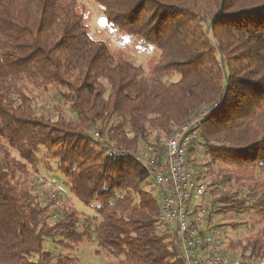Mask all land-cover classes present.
Here are the masks:
<instances>
[{"label":"trees","instance_id":"trees-1","mask_svg":"<svg viewBox=\"0 0 264 264\" xmlns=\"http://www.w3.org/2000/svg\"><path fill=\"white\" fill-rule=\"evenodd\" d=\"M85 1L158 59L92 37L83 0H0V264H80L85 242L115 264H185L139 156L204 109L187 162L223 249L264 261V0ZM51 162L92 215L42 198L32 174ZM243 224L261 230L232 240Z\"/></svg>","mask_w":264,"mask_h":264},{"label":"built area","instance_id":"built-area-1","mask_svg":"<svg viewBox=\"0 0 264 264\" xmlns=\"http://www.w3.org/2000/svg\"><path fill=\"white\" fill-rule=\"evenodd\" d=\"M210 112L204 109L166 139L162 154L149 147L139 156L160 195V221L176 231L185 264H264L263 260L233 257L223 249L225 226L211 220L207 184L187 162V151Z\"/></svg>","mask_w":264,"mask_h":264},{"label":"rangeland","instance_id":"rangeland-1","mask_svg":"<svg viewBox=\"0 0 264 264\" xmlns=\"http://www.w3.org/2000/svg\"><path fill=\"white\" fill-rule=\"evenodd\" d=\"M86 8V23L89 27V31L92 37L101 39L107 42L112 49L119 53L126 60L130 61L134 65H141L145 69H148L157 59L159 52L152 48L149 50H140L133 43L119 39L116 35L109 32L105 26L103 9L96 3L83 0ZM202 158V156H201ZM54 162H51L53 167L52 172L47 170L46 166L42 165L39 168V172H33V179L40 185L39 190L46 198L62 199L63 202L70 203L78 208L80 211L92 215L90 209L83 206L68 190V184L61 174L56 173L54 170ZM208 185L209 181L205 180ZM261 230V226H254L252 224L239 225L238 228L229 229L227 234L232 240L244 239L246 237H253L258 231ZM74 256L78 258L80 264H115V260L107 255H98L95 253V246L89 243H82Z\"/></svg>","mask_w":264,"mask_h":264}]
</instances>
